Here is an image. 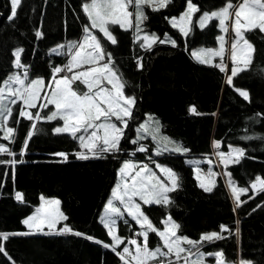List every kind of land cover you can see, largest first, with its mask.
Segmentation results:
<instances>
[{
  "label": "trees",
  "instance_id": "16d2710c",
  "mask_svg": "<svg viewBox=\"0 0 264 264\" xmlns=\"http://www.w3.org/2000/svg\"><path fill=\"white\" fill-rule=\"evenodd\" d=\"M87 1L21 0L16 16L10 21L11 1L0 0V86L15 69L18 48L23 49L22 59L31 74L48 82L53 68L68 60L67 52L59 54L52 49L79 39L89 24L82 7ZM192 2L200 9L196 12L199 17L225 6L227 0ZM186 4L187 0H172L166 8L148 9V31L174 37L175 45L156 42L151 48H142L143 41L135 39L134 31L119 25L110 28L116 37L115 45L100 36L103 48L112 54L115 68L125 83V95L135 97L120 151L104 153L103 158L78 159L75 155L80 150L78 140L53 131L61 120L34 123L19 117L17 121L19 107L14 106L15 131L9 149L16 155L0 154V159H15L18 163L14 167L0 164V233L28 231L22 221L40 203V196L45 195L60 198L68 217L64 223L84 235H9L7 240L0 237V245L7 253V256L0 253V264H124L111 248L95 240L112 242L99 217L117 181L122 161L132 152L140 160L154 156L171 167L179 178V187L170 193L169 205H143L152 222L160 226L165 216L170 215L180 226L179 233L194 240L203 233L220 231L222 224L227 225L230 232L222 233L225 238L209 248H221L229 261L264 264V191L244 194L241 197L244 203L236 208L221 178L207 192L200 187L193 165L187 162L191 157L212 158L213 144L218 141V150L225 151L229 146L244 150L239 163L227 167L238 186L251 189L256 177L264 179V32L257 29L245 33L254 49L252 61L229 85L226 71L216 66L220 65L218 59L203 64L192 55L194 49L217 45L221 34L218 21H211L204 29L195 22L187 36L169 22ZM37 32L42 35L37 37ZM166 37L159 40H168ZM237 89L246 91L249 98L244 99ZM190 106H195L199 114L190 113ZM47 112L45 109L42 115ZM148 114L155 116L166 137L189 151L156 155L149 139L143 141L147 151H136L139 144L131 141ZM29 131L34 134L21 155ZM5 141L0 129V143ZM57 153H67V160ZM17 192L23 194V202L16 199ZM127 220L132 226L120 221L119 234L131 237L137 226ZM88 236L94 239L89 240Z\"/></svg>",
  "mask_w": 264,
  "mask_h": 264
},
{
  "label": "snow or ice",
  "instance_id": "6c2138e0",
  "mask_svg": "<svg viewBox=\"0 0 264 264\" xmlns=\"http://www.w3.org/2000/svg\"><path fill=\"white\" fill-rule=\"evenodd\" d=\"M172 0H90L89 3L83 4V11L90 22L85 26V36L82 41L70 44L68 46L69 59L66 65L53 68L54 87L51 88L50 94L45 92L43 99L46 103H40L39 108H48L49 105L54 106L55 110L49 114L42 115L40 111L35 113L25 111L27 108H37V102L42 99L41 92L44 90V81L42 78H37L27 81V72L21 78L18 74L9 76L2 82L0 86V129L7 125V121L12 116V108L9 104L16 105L18 101L22 102L19 110V116L30 121L33 119L47 121L62 120L63 126H58L53 129L57 134L66 133L73 139L79 141L81 149H87L85 154L83 151L75 153L78 159L87 160L90 158H103L104 153H116L120 151V142L124 138V129L128 127V122L132 118V109L135 106V97L125 95V83L122 77L118 74L112 54L106 52L102 46L101 39L96 34L92 33V29H97L103 34L102 38L110 41L111 44L117 43L115 37L110 30L112 25H119L120 28L127 30L135 28V39L143 40L140 47L151 48L156 42H170L175 45L174 40L170 38L159 40L158 37L148 36L145 34L140 36L142 32L141 24L147 19L144 13L146 6L151 7L153 11L166 8ZM21 0H11V14L8 20H12L17 14V7ZM129 8L132 11H129ZM200 9L192 3V0H187V8L179 18H171L173 27H177L179 31L187 36L192 28L193 14L199 12ZM134 17L135 24L133 25L132 18ZM234 17V19H233ZM218 20V27L225 34L231 31L234 33L230 42V59L233 62L231 75L227 78V83L232 84V79L238 72L248 68L252 61L253 45L245 38L246 32L259 30L264 32V0H242L238 4H233L231 0H227L225 6L211 13L204 12L197 21L199 28L204 29L211 21ZM231 20V25L229 21ZM37 37L42 34L36 33ZM220 41L219 49H201L194 51L192 55L203 64H211L213 57H220L221 71H225L223 63L225 58V36L221 35L217 38ZM63 47V46H60ZM22 49L15 52V66L18 68L25 67L20 62ZM56 52V49H53ZM103 62V63H101ZM237 64H243V67H238ZM85 66H89L85 68ZM138 67H142L138 64ZM83 69V70H81ZM76 70V71H74ZM66 72L67 74L57 79V74ZM85 85L86 90L83 93L78 92L73 88L75 83ZM111 85L108 88L105 85ZM240 95L244 99H248L249 95L246 91H241ZM7 101V103H6ZM189 112L199 114L195 106L189 107ZM114 118V120H113ZM119 125V126H118ZM36 125L33 123L32 128ZM15 129L6 127L5 139H13ZM137 138L132 140L133 144H138L145 137L141 133L151 135L152 140L157 142L156 155H162L164 152L187 153L189 149L183 148L181 145L171 141L170 138L160 134L159 122L154 121L151 116L142 123L137 129ZM34 134L33 131L27 133V139L21 148V155L27 148L28 139ZM79 134V135H78ZM219 145V142H214ZM169 145H172L171 147ZM136 151L145 152L147 148L140 145ZM0 154H7L14 157L16 153L12 152L4 144H0ZM234 154L239 156L244 155V150L240 148H232L229 153L220 152L222 162L239 163V156L236 159H231ZM56 155L68 158L67 153H57ZM17 160H2L0 164H8L15 166ZM211 163V161H209ZM162 172L167 174V180L170 185L162 180L153 172L147 164L137 165L136 163L126 160L119 169L120 180L111 191V196L104 205V214L100 217L102 226L108 230L107 234L112 238V243H103L95 240L96 243H102L105 248H111L124 264H204L206 256L216 258L217 264H225L223 252L203 253L200 248L205 243H213L216 240H222L225 237L224 232H230L227 225H220V231H211L203 233L198 240H193L186 236H179V225L172 220L169 215L162 221L164 224L163 230L156 228L149 217L145 215L141 204L135 198H139L144 205H163L167 206L171 203L168 193L175 191L179 187L178 176L169 168L162 167L157 164ZM138 169V170H137ZM199 173L200 169H196ZM211 179V186H207L201 182L200 187L207 192H211L215 186V173L209 168L206 174ZM231 175L230 173L228 174ZM200 179V176H197ZM229 187L232 188L234 202L236 208H239L244 201L240 200V193H247L248 188L237 189L234 182L229 180ZM252 188L258 191H264V179L256 177L252 183ZM252 197H249L251 199ZM16 199L23 202V194L16 193ZM41 203L35 209V212L22 221L27 226L28 231L5 234L0 233V237L4 240L8 239L9 235H66L73 234L83 236V233L74 231L66 221L68 217L60 210V201L58 199H46L40 197ZM235 210V209H234ZM125 213L131 218L135 224L139 225L140 231L135 235L143 238L142 244L137 239L128 240L129 245L135 246V251L130 250L129 246L125 245L122 251H117L118 246L124 244V238L115 234L117 220L122 219L127 225L129 221L124 219ZM47 228V231H45ZM149 233H155L160 241L155 249L148 247ZM239 234V229H236V235ZM93 240V237H86ZM0 253L7 256L2 245H0ZM195 257V259H192ZM9 259H11L9 257ZM239 264H251V261H239Z\"/></svg>",
  "mask_w": 264,
  "mask_h": 264
},
{
  "label": "rangeland",
  "instance_id": "374dc122",
  "mask_svg": "<svg viewBox=\"0 0 264 264\" xmlns=\"http://www.w3.org/2000/svg\"><path fill=\"white\" fill-rule=\"evenodd\" d=\"M10 1H11V0H10ZM89 2H90V0H88L86 3H89ZM240 2H242V0H239V1H237L236 3H233V4H238V3H240ZM192 3H193V2H192ZM193 4L196 5L195 3H193ZM18 6H19V5H18ZM196 6H197V5H196ZM17 8H18V7H17ZM186 8H187V4H186ZM186 8H185L180 14H178V15H174V16L170 17L169 22L171 23V18H173V17L179 18L180 15H181L183 12H185ZM148 9H152V8H151V7H148V6H146V7L144 8V13H145V15H146L147 17H148ZM219 9H220V8H219ZM216 10H218V9H216ZM216 10H213V11H216ZM129 11H132V9L129 8ZM213 11H209V13H211V12H213ZM199 17H200V16H199ZM199 17H197V16H196V13H194V14H193V17H192V19H193V23H195V22L197 23V21L199 20ZM233 19H234V17H233ZM132 21H133V25H134V24H135L134 17L132 18ZM217 21H218V20H217ZM89 23H90V22H89ZM228 23H229V25H231V20H230ZM197 24H198V23H197ZM87 25H88V24H87ZM171 25H172V23H171ZM192 26H193V24L191 25V28H192ZM198 26H199V25H198ZM148 27H149V25L147 24V19H146V20H144L143 23L141 24V28H142V32L140 33V36H141V37H143L145 34H147L148 36H153V35H154L155 37H158V38H160V37L165 38V37H166L165 35H168V34H165V33H164V35H163V34H160V33H157V34L152 33V32H150V31H148ZM84 28H85V27H84ZM131 29H132V30L134 31V33H135V28L133 27V28H131ZM110 30H111V29H110ZM91 31H92L93 34H96L97 37H98L99 39H100V36H103V34H102V33H99V31H98L97 29H92ZM111 32H112V35L115 37V34L113 33L112 30H111ZM221 35L225 36V41H227V43L225 44V49H226V51H225V58H224V61H223L224 65H225V71H226V75H225V76H226V81H227L228 76L231 75V69H232V67H233V62H232L231 59H230V42H231V40H232V37L234 36V33L231 31V27H230V31H229V33L225 34V33H223V32L221 31L220 36H221ZM84 36H85V32H84V30H83V34H82V36H81L79 39L74 40V41H71V42H68V43H66V44H62V45L59 44V45L55 46L53 49H56V52H55V53H59V54H64L65 52L68 53V51H69L68 46H69L70 44H73V43H76V42H80V41H82L83 38H84ZM170 37H171V36L168 35L166 38H170ZM245 38H246V37H245ZM115 39H116V37H115ZM166 40H167V39H166ZM170 40H174V41L176 42V39H175L174 37H171ZM142 41H143V40H142ZM101 43H102V42H101ZM249 43H250V42H249ZM60 46H63V47H60ZM102 46H103V44H102ZM219 46H220V41L218 40V43H217L216 46H214V47H213V46H212V47H209V46H203V47H200V48H197V49L192 50V53H193L194 51H198V50H201V49H219ZM18 49H22V48H18ZM18 49H16L15 52H16ZM53 49H52V51H53ZM22 50H23V49H22ZM53 52H54V51H53ZM67 53H65V54H67ZM22 55H23V51L21 52L20 62H21V64L24 65L25 67H23V68H18V67H16V66H15V60H16V57H15V60H14V66H15V69H14V71H13L9 76H11V75H13V74H18V75L21 76V78H23V77H24V73L27 72V81H26V83L29 82V81H31V80H34V79L40 78V77H38V76H33V75L31 74V71H29V70L27 69V65H25L24 62H23ZM251 55H253V51H252V54H251ZM193 57H194V56H193ZM67 58L69 59V55H67ZM194 58H195V57H194ZM195 59H196V58H195ZM217 59L220 61V64H221V58H220V57H213V59H212V63H213L215 60H217ZM196 60H197V59H196ZM67 62H68V60L66 61V63H65L64 65H66ZM101 63H103V62H101ZM64 65L59 66V67H62V68H63ZM237 66L242 68V67H243V64H237ZM87 67H89V66H85V68H87ZM81 70H83V69H81ZM74 71H76V70H74ZM65 74H67V73H66V72H61L60 74H57V77H56V78L59 79L61 76L65 75ZM9 76H8V77H9ZM52 77H53V75H52ZM52 77H51V79H50L48 82H46V81L42 78L43 81H44V90L41 92V97H42V99H41L40 101L37 102V104H38L37 108H27V107L25 106V111L31 112V113L33 114V116H35V113H36L37 111H40L41 114H42V112L46 109V110H48L47 114H49L50 111L55 110V109H54V106H52V105H49L48 108H44V109L39 108V104H40V103H46V100L43 99L45 92H47V93H49V94H50V92H51V88L49 87V85H51L52 87H54V82H53ZM104 86H106V87H108V88H111V85H108L106 82H105V85H104ZM73 88H74L75 90H77L78 92H80V93H83V92L86 90L85 85H83V84H81V83H79V82L75 83V84L73 85ZM6 103H7V101H6ZM17 104H18V107H19V108H18V115H17L16 120L18 121V120H19V117H20V116H19V110H20V107H21V105H22V102L18 101ZM14 106H15V105L9 104V107H11L12 110H13ZM12 114H13V113H12ZM149 116H151V117L153 118L154 121H157V120L155 119V116H154V115L148 114L147 117L145 118V120H144L142 123H144V122L148 119ZM12 120H13V118H12V116H11V117L9 118V120L7 121V125H6V127H12V128L14 129V127H13V125H12ZM33 120H34V123H36V122L39 121V120H36V119H33ZM41 120H46V119H41ZM113 120H114V118H113ZM142 123H141V124H142ZM141 124H140V125H141ZM140 125H139V126H140ZM58 126H63V121H62V120H61V122H60L59 124H56V127H58ZM118 126H119V125H118ZM6 127L3 128L4 138H5V133H6ZM56 127H55V128H56ZM159 128H160V134H161L162 136H165V135L163 134V132H162V128H161L160 123H159ZM13 134H14V133H13ZM13 134H11V135L13 136ZM78 135H79V134H78ZM141 135L144 136L145 138H144V139H141V140L139 141V143H138L139 146H140L141 144L144 145L143 141L146 140V139H149V140H151V142L153 143V146H154V152H156L157 142H155V141L152 140L151 135H148V134L143 133V132L141 133ZM165 137H166V136H165ZM136 138H137V132H136L135 139H136ZM5 140H6V141H5L4 143H0V144H4L6 147L9 148V147H10V143H11L13 140H12V139H11V140H10V139H5ZM78 142H79V141H78ZM169 146L171 147L172 145H169ZM217 146H218V145L213 144L214 152H213V157H212V158H207V157H204V158H201V157H191V158H188V159H187V162L193 165V168H194V174H195L196 179H197V176H198V175L200 176V179H199V180L197 179V180H198V183L200 184L201 182H203V183H205L207 186H211V179H212V178H210V177H208V176L206 175V174L208 173L209 168H211L212 172L216 174L215 177H214L215 185L217 184L219 178H221L222 181L224 182V184H225V186H226V188H227V190H228L230 196H231V199H232V201H233V203H234V206L236 207V203L234 202V196H233L232 188L229 187V180H231V181H233V182H234V180L228 175L229 173L227 172V167H228L229 165L233 164V163H230V162H229V163H227V166H225V163L222 162L221 157H220L218 154H219L220 152H223V153L227 154V153L230 152V150H231L232 148H240V147H238V146H229L227 150L222 151V150H218V149H217ZM240 149H241V148H240ZM80 151H83L85 154H88V153H87V149H81V148H80V150H79L78 152H80ZM134 154H135V153L132 152L131 155H130L129 157H127L124 161H126V160H130V161L136 163L137 165L147 164V165L149 166V168H150L153 172L156 173L157 176H159L162 180H165V182L168 183L169 186H171V185H170V182L167 180V174L164 173V172H162L159 168H157L156 165L159 164V165H161L162 167H166V168H169V169H172L171 167H169V166L166 165L165 163H162L161 161L156 160V159L154 158V156H152V155H147V158H146L145 160H140V159H138L137 157H135ZM238 156H239V154H234V155L231 157V159H236ZM241 157H242V156H239V159H240ZM124 161H122V164H123ZM209 161H211V163H209ZM122 164H121V166H122ZM121 166H120V168H121ZM120 168H119V169H120ZM196 169H200V172L198 173V172L196 171ZM137 170H138V169H137ZM172 170H173V169H172ZM173 171H174V170H173ZM174 172H175V171H174ZM118 173H119V170H118ZM176 175H177V174H176ZM119 180H120V177H119V174H118V175H117V181H116L115 185L117 184V182H118ZM115 185H114V187H115ZM234 185H235V187H236L237 189L244 188V187H240V186H238V185L236 184V182H234ZM112 189H113V188H112ZM248 189H249V188H248ZM249 192H251V193H253V194L255 195V194L258 193V190H257V189H253V188H251V189H249V191H248L247 193H249ZM170 193H171V192H170ZM170 193H168V195H169V197L171 198ZM247 193H240V200L242 199L241 197H242L244 194H247ZM41 196L45 197L46 199H52V198H55V199H58V200L61 202L60 198L55 197V196H45V195H41ZM41 196H40V197H41ZM110 196H111V193H110ZM110 196H109V198H110ZM109 198H108V199H109ZM135 199L137 200L138 203L141 204V207H142V210H143V205H144L143 202H142V201H139V198H135ZM106 202H107V201H106ZM40 203H41V200H40ZM40 203H39V204L33 209V211H32L28 216L32 215V214L35 212V209H36L37 207H39ZM105 204H106V203H105ZM59 208H60V210L64 213V211H63V209H62V207H61V203H60V205H59ZM143 212H144V211H143ZM144 213H145V212H144ZM103 214H104V208H103V210H102V213L100 214V217H101ZM145 215H146V214H145ZM28 216H27V217H28ZM168 216H169V215H166L165 218H164L163 220H165ZM27 217H25V219H26ZM100 217H99V220H100ZM171 218H172V217H171ZM124 219H131V218L128 217L127 214L125 213ZM149 219H150V218H149ZM150 220H151V219H150ZM163 220H162V221H163ZM172 220L175 221V222L177 223V221L174 220L173 218H172ZM120 221H122V219H118V220H117V225H116L115 234L118 235V236H120V237H122V238H124V244L118 246L117 251H122L123 247H124L125 245H127V246H129L130 250H132V251L134 252V251H135V246H133V245H129L127 242H128V240H130V239H137L138 242H140V243L142 244V242H143V238H142V237H138V236L135 235L137 232L140 231V227H139V225L136 224V226H137L136 228H137V229L134 230V235L131 236V237H130V236H129V237H125V236L119 234V222H120ZM64 222H65V221H62L60 225H57V227H61V226L64 224ZM151 222H152V220H151ZM152 224H153L156 228H158V229H160V230H163V228H164V224H163L162 222H161V225H160V226L156 225L154 222H152ZM177 224H178V223H177ZM128 225H131V226H132L131 222H130ZM26 227H27V226H26ZM27 230H28V228H27ZM45 231H47V228H45ZM107 231H108V230H107ZM178 235H179V236H186V235L180 234V233H179V229H178ZM237 236H238V235H237ZM186 237H188V236H186ZM2 238H3V237H2ZM189 238H190V237H189ZM191 239H192V238H191ZM193 240H194V239H193ZM197 240H198V239H197ZM111 241H112V238H111ZM217 241H218V240L214 241L213 243H215V242H217ZM111 243H112V242H111ZM161 243H162V242L160 241L159 237H158L155 233H149L148 247H149L150 249H155V248H156L159 244H161ZM211 244H212V243H205V244L200 248V251L203 252V253H205V254H207V253L221 252V251L223 252V250H222L221 248H209V246H210ZM208 248H209V249H208ZM223 254H224V253H223ZM192 259H195V257H192ZM224 260H225V264H239V261H241L240 259H237L236 261H229V260L226 259L225 255H224ZM150 264H151V262H150ZM181 264H183V261H181ZM204 264H217V262H216V258H215V257H212V256H206V257H205Z\"/></svg>",
  "mask_w": 264,
  "mask_h": 264
}]
</instances>
